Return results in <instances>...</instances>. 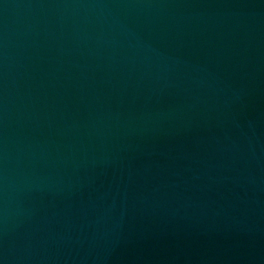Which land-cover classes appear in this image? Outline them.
Returning <instances> with one entry per match:
<instances>
[{
  "label": "water",
  "instance_id": "95a60500",
  "mask_svg": "<svg viewBox=\"0 0 264 264\" xmlns=\"http://www.w3.org/2000/svg\"><path fill=\"white\" fill-rule=\"evenodd\" d=\"M0 264H264V0H0Z\"/></svg>",
  "mask_w": 264,
  "mask_h": 264
}]
</instances>
